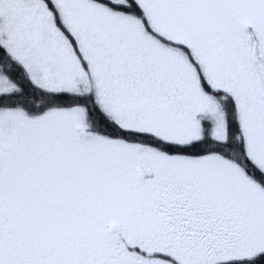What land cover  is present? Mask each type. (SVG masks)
<instances>
[{
  "label": "snow or ice",
  "instance_id": "1",
  "mask_svg": "<svg viewBox=\"0 0 264 264\" xmlns=\"http://www.w3.org/2000/svg\"><path fill=\"white\" fill-rule=\"evenodd\" d=\"M0 264H264V0H0Z\"/></svg>",
  "mask_w": 264,
  "mask_h": 264
}]
</instances>
